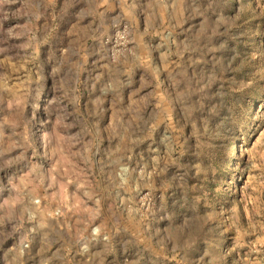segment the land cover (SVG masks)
Returning a JSON list of instances; mask_svg holds the SVG:
<instances>
[{
    "label": "rangeland",
    "instance_id": "rangeland-1",
    "mask_svg": "<svg viewBox=\"0 0 264 264\" xmlns=\"http://www.w3.org/2000/svg\"><path fill=\"white\" fill-rule=\"evenodd\" d=\"M0 264H264V0H0Z\"/></svg>",
    "mask_w": 264,
    "mask_h": 264
}]
</instances>
